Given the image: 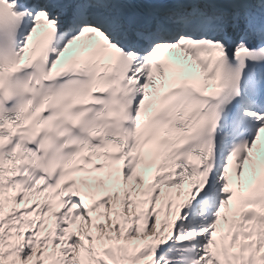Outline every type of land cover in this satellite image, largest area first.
I'll return each instance as SVG.
<instances>
[{
	"label": "snow or ice",
	"instance_id": "6c2138e0",
	"mask_svg": "<svg viewBox=\"0 0 264 264\" xmlns=\"http://www.w3.org/2000/svg\"><path fill=\"white\" fill-rule=\"evenodd\" d=\"M0 264H264V0H0Z\"/></svg>",
	"mask_w": 264,
	"mask_h": 264
}]
</instances>
